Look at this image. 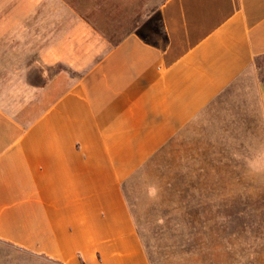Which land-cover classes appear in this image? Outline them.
<instances>
[{"label": "crops", "instance_id": "obj_1", "mask_svg": "<svg viewBox=\"0 0 264 264\" xmlns=\"http://www.w3.org/2000/svg\"><path fill=\"white\" fill-rule=\"evenodd\" d=\"M156 13L0 0V264H151L124 185L238 82L217 132H264V0Z\"/></svg>", "mask_w": 264, "mask_h": 264}, {"label": "rangeland", "instance_id": "obj_2", "mask_svg": "<svg viewBox=\"0 0 264 264\" xmlns=\"http://www.w3.org/2000/svg\"><path fill=\"white\" fill-rule=\"evenodd\" d=\"M66 1L111 33L156 21L163 0ZM240 87L220 100L254 92ZM220 100L124 185L151 264H264V132H217Z\"/></svg>", "mask_w": 264, "mask_h": 264}]
</instances>
